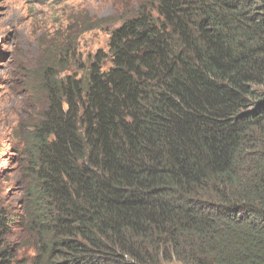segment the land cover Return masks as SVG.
Wrapping results in <instances>:
<instances>
[{
  "label": "trees",
  "instance_id": "obj_1",
  "mask_svg": "<svg viewBox=\"0 0 264 264\" xmlns=\"http://www.w3.org/2000/svg\"><path fill=\"white\" fill-rule=\"evenodd\" d=\"M155 1L160 19L115 30L107 71L106 53L80 76L55 51L40 68L39 264H264V0ZM20 222L0 207V264H27L6 244Z\"/></svg>",
  "mask_w": 264,
  "mask_h": 264
},
{
  "label": "rangeland",
  "instance_id": "obj_2",
  "mask_svg": "<svg viewBox=\"0 0 264 264\" xmlns=\"http://www.w3.org/2000/svg\"><path fill=\"white\" fill-rule=\"evenodd\" d=\"M150 1L0 0V207L24 222L6 236L16 261L39 264L42 256L25 226L31 217L25 200L33 196L26 194L31 183L27 139L48 105L40 68L55 51L54 71L78 75L84 58L104 46L105 31L135 5L150 6ZM62 51L70 56L57 63Z\"/></svg>",
  "mask_w": 264,
  "mask_h": 264
},
{
  "label": "clouds",
  "instance_id": "obj_3",
  "mask_svg": "<svg viewBox=\"0 0 264 264\" xmlns=\"http://www.w3.org/2000/svg\"><path fill=\"white\" fill-rule=\"evenodd\" d=\"M150 3H151L150 6H148V2L142 3L140 5H135L133 12L121 15V17L116 21V23L105 31L106 41H105L104 46L95 49L94 52H92L89 56L84 58L85 60H87V63L84 64V62H83L81 69H80V73L78 75L77 74L76 75L77 76L82 75L84 69L87 68L88 65H90L89 59L94 58L98 53H104V54L106 53L107 54V58L102 63V70H101L102 72L107 71L110 68V66H112V56L109 53V48H110V45L112 44L113 34L117 28H119L120 26H123L128 20L135 19V18L139 17V14L142 10L145 11L146 13H148L152 17V19L153 18L154 19H160V12L157 10V7H156L157 2L155 0H151ZM156 24H158V21L155 22V25ZM56 73H58L59 77L65 76L68 74L69 75L73 74V73L61 74L58 71H56ZM61 107H62L63 111H65L67 109V103H66L65 99H61ZM83 109L84 108L81 104L77 105V110L79 111V113H82ZM52 138H53V135L51 134L49 136V139L51 140ZM77 161H78V164L81 165L83 162L87 161V157L83 156L82 158H77Z\"/></svg>",
  "mask_w": 264,
  "mask_h": 264
}]
</instances>
